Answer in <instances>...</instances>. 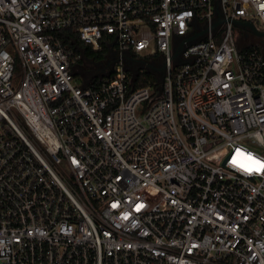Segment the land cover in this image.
I'll return each mask as SVG.
<instances>
[{"label":"built area","instance_id":"1","mask_svg":"<svg viewBox=\"0 0 264 264\" xmlns=\"http://www.w3.org/2000/svg\"><path fill=\"white\" fill-rule=\"evenodd\" d=\"M256 18L264 0H0V264H264Z\"/></svg>","mask_w":264,"mask_h":264},{"label":"trees","instance_id":"2","mask_svg":"<svg viewBox=\"0 0 264 264\" xmlns=\"http://www.w3.org/2000/svg\"><path fill=\"white\" fill-rule=\"evenodd\" d=\"M76 42L80 46H86V52H85L86 56H90L97 60H102L104 58L105 56L104 51L94 53L89 49V46L83 43L82 41H79L78 39H76ZM75 53H77V51ZM152 78L153 77L147 73L139 74L138 77L135 79L134 85L135 86L144 85L147 83L149 79H152Z\"/></svg>","mask_w":264,"mask_h":264},{"label":"rangeland","instance_id":"3","mask_svg":"<svg viewBox=\"0 0 264 264\" xmlns=\"http://www.w3.org/2000/svg\"><path fill=\"white\" fill-rule=\"evenodd\" d=\"M254 21H256L260 25V27H264V24H262L259 19L256 18V19H254ZM240 39H243V42L245 40L242 36L239 37V40ZM239 42H241V41H239ZM255 46L259 47V45H255ZM95 61H97V59H95ZM85 65H86L85 60H81L78 62V66H80V67L85 66ZM90 72L91 73L95 72V69H91ZM81 82H82V75L80 73H76L74 76V79H73V83L76 85V84H81Z\"/></svg>","mask_w":264,"mask_h":264},{"label":"water","instance_id":"4","mask_svg":"<svg viewBox=\"0 0 264 264\" xmlns=\"http://www.w3.org/2000/svg\"><path fill=\"white\" fill-rule=\"evenodd\" d=\"M242 24H243V26L248 27L256 35H259V36L264 35V32H258V31H256L254 29L253 25L250 22H243Z\"/></svg>","mask_w":264,"mask_h":264},{"label":"flooded vegetation","instance_id":"5","mask_svg":"<svg viewBox=\"0 0 264 264\" xmlns=\"http://www.w3.org/2000/svg\"><path fill=\"white\" fill-rule=\"evenodd\" d=\"M145 71H147L148 72V70L146 69ZM147 72H145V73H147ZM100 73V71L99 70H97V71H95V72H93V73H91V74H89L88 75V77L90 76V75H92V76H95V75H97V74H99ZM148 74V73H147Z\"/></svg>","mask_w":264,"mask_h":264},{"label":"snow or ice","instance_id":"6","mask_svg":"<svg viewBox=\"0 0 264 264\" xmlns=\"http://www.w3.org/2000/svg\"><path fill=\"white\" fill-rule=\"evenodd\" d=\"M255 163H256L257 165H259V167H258L256 170H259L260 167H264V165H260V164H259V161H256ZM246 170L251 171L252 169L249 168V169H246Z\"/></svg>","mask_w":264,"mask_h":264}]
</instances>
